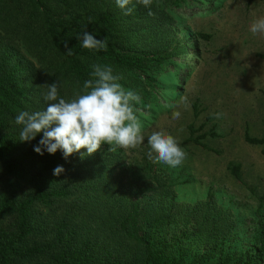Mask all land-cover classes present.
<instances>
[{"label":"trees","instance_id":"16d2710c","mask_svg":"<svg viewBox=\"0 0 264 264\" xmlns=\"http://www.w3.org/2000/svg\"><path fill=\"white\" fill-rule=\"evenodd\" d=\"M189 2L153 0L151 9L136 4L124 15L115 0H0V264H264V220L256 221L249 248L234 249L237 221L212 191L178 203L173 185L153 170L131 180L114 145L65 161L59 150L34 151L42 133L19 140L15 117L46 109L45 84L58 82L60 96L71 100L95 63L141 94L137 115L147 111L166 63L188 52L173 13ZM84 31L107 37V51L83 48ZM189 131L204 147L207 134ZM244 138L264 153V137ZM58 165L65 172L54 176ZM229 170L240 178L239 165Z\"/></svg>","mask_w":264,"mask_h":264},{"label":"rangeland","instance_id":"374dc122","mask_svg":"<svg viewBox=\"0 0 264 264\" xmlns=\"http://www.w3.org/2000/svg\"><path fill=\"white\" fill-rule=\"evenodd\" d=\"M260 16L264 0H190L178 8L173 17L188 52L166 63L155 81L153 101L138 115L144 143L121 148L131 180L141 182L153 170L173 185L178 203L193 204L212 191L237 221L234 249L249 248L256 221L264 220V153L261 145L244 138L245 133L264 137V58L259 56L264 54V36L249 31ZM182 96L188 98L187 109L164 106L177 105ZM174 110L181 111L179 120L172 119ZM217 112L226 113L225 118L215 119ZM189 125L196 131L192 138L207 134L200 140L204 147L189 140ZM153 130L178 138L187 152L181 166L148 158L147 137ZM230 164L239 165V179Z\"/></svg>","mask_w":264,"mask_h":264},{"label":"clouds","instance_id":"9594fccd","mask_svg":"<svg viewBox=\"0 0 264 264\" xmlns=\"http://www.w3.org/2000/svg\"><path fill=\"white\" fill-rule=\"evenodd\" d=\"M115 3L124 15H132L136 4L151 9L153 0H135V3L133 0H115ZM148 15L152 16L153 12L149 10ZM89 23H93L91 18ZM249 31L253 36H264V16L255 18ZM78 39L83 48L107 51V37L98 40L84 31ZM64 47L67 55H74L67 41H64ZM91 67V78L83 83V88L71 100L60 96L58 82L46 83L47 91L43 93V99L48 102L46 109L21 111L16 115L15 123L22 126L19 134L21 142H31L42 133V138L34 145V151L43 156L45 152L54 155L59 150L65 161L82 149H86L87 155H92L105 144L135 149L144 143L143 125L135 107L142 103L141 94L125 89L119 83L123 77L114 74L111 66L95 63ZM180 105L185 109L190 106L186 96H182L177 105L164 106L178 108ZM225 116L223 112L213 113L215 119ZM180 118L181 111L174 110L172 119ZM147 143V156L153 163L177 168L187 159V152L178 138L164 130H153L147 137ZM115 147L109 150L115 151ZM64 172L62 165L53 169L54 176Z\"/></svg>","mask_w":264,"mask_h":264}]
</instances>
